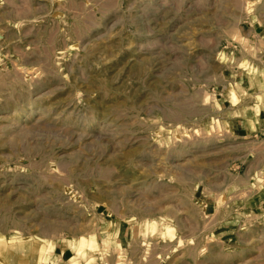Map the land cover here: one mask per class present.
Segmentation results:
<instances>
[{"label": "rangeland", "instance_id": "rangeland-1", "mask_svg": "<svg viewBox=\"0 0 264 264\" xmlns=\"http://www.w3.org/2000/svg\"><path fill=\"white\" fill-rule=\"evenodd\" d=\"M263 70L264 0H0V264H264Z\"/></svg>", "mask_w": 264, "mask_h": 264}, {"label": "crops", "instance_id": "crops-1", "mask_svg": "<svg viewBox=\"0 0 264 264\" xmlns=\"http://www.w3.org/2000/svg\"><path fill=\"white\" fill-rule=\"evenodd\" d=\"M254 86L253 88L250 86L245 87L248 93H251L255 101L257 99L258 103V128L259 131H264V70L261 73L254 75ZM239 125H242L243 120L237 121Z\"/></svg>", "mask_w": 264, "mask_h": 264}, {"label": "bare ground", "instance_id": "bare-ground-1", "mask_svg": "<svg viewBox=\"0 0 264 264\" xmlns=\"http://www.w3.org/2000/svg\"><path fill=\"white\" fill-rule=\"evenodd\" d=\"M255 72H256V71H255ZM251 75H252V74H251ZM253 77H254V76H253ZM6 243H7V242H6ZM33 252H34L33 249H28V248H27V250H26L25 252L21 251L20 254H22V258H23V259H25V258H26L25 256H28V254H29V256H30L31 259H35V256H34L35 254H33ZM27 253H28V254H27Z\"/></svg>", "mask_w": 264, "mask_h": 264}]
</instances>
